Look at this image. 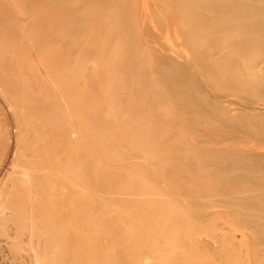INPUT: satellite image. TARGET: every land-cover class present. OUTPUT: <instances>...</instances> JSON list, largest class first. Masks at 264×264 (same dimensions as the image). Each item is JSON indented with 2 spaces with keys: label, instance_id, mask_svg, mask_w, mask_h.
Instances as JSON below:
<instances>
[{
  "label": "rangeland",
  "instance_id": "1",
  "mask_svg": "<svg viewBox=\"0 0 264 264\" xmlns=\"http://www.w3.org/2000/svg\"><path fill=\"white\" fill-rule=\"evenodd\" d=\"M174 1L0 0V264L264 261V231L235 224L243 216L236 208L206 207L204 201L217 193L182 190L194 182L191 173L152 161L166 154L156 147L161 138H149L145 128L128 132L115 115V83L122 77L113 61L125 41L113 30L124 19L158 49L183 38L191 45L178 47L188 56L196 48L192 43L204 47L207 37L216 45L218 35L199 32L188 14L170 15ZM118 8L125 15L118 16ZM209 18L220 22V15ZM158 110L178 118L168 101ZM216 132L179 128L175 141L264 150L231 139L200 141ZM262 198L253 196L260 204L249 208L261 210ZM246 211L244 216L253 215ZM205 229L225 239L212 240L211 248L198 246L200 238L210 239L200 233ZM245 238L263 251L243 247L234 254L232 241Z\"/></svg>",
  "mask_w": 264,
  "mask_h": 264
},
{
  "label": "bare ground",
  "instance_id": "2",
  "mask_svg": "<svg viewBox=\"0 0 264 264\" xmlns=\"http://www.w3.org/2000/svg\"><path fill=\"white\" fill-rule=\"evenodd\" d=\"M173 4L172 17L173 13L175 18L188 14L191 26L199 32L205 29L210 35L211 32L218 35L216 45H211V38L207 37L204 47L192 43L196 48L188 56L178 47L191 45L183 38L177 39L176 45L158 49L149 45L145 37L139 38L132 24L124 19L116 31L113 30L125 41L121 50L123 54L113 61L122 77H118L115 83L118 90L114 101L119 107L115 115L123 117L128 132L141 133L145 128L149 138H161L156 147L166 154L152 161H167L178 166L183 175L186 171L191 173L194 182L182 186V190L195 194L213 191L217 195L204 201L206 207L225 204L236 208L239 216H243L235 224L264 231V204L259 211L249 208L260 204L252 199L253 196H261L264 200V150L260 153L243 152L237 146H228V142L224 146L205 149L201 145L175 141L180 135L179 128L200 129L205 134L217 131L215 138H201L203 143L218 144L231 139L237 143L251 142L264 149V0H175ZM123 11L118 8V16L125 15ZM215 14L220 15L219 23L209 18ZM181 34L175 37L181 38ZM107 48L109 46H105L102 52L106 53ZM163 101L172 104L171 112L178 116L176 121L172 115L158 110ZM176 122L179 128L174 125ZM235 133H241L244 138H238ZM223 198L227 203L222 202ZM192 204H196L195 200ZM246 209L252 210L253 215L244 216L248 213ZM4 212L3 204L0 215ZM200 233L210 237L209 240L197 237L201 247L211 248L212 240L220 244L225 239L224 234L217 235L208 229ZM232 242L234 254H241L243 247L247 253L263 251L253 248L246 238ZM220 259L218 264H224ZM208 262L209 259L206 264ZM255 264H264V261Z\"/></svg>",
  "mask_w": 264,
  "mask_h": 264
}]
</instances>
